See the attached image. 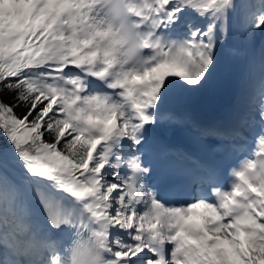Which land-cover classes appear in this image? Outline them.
Segmentation results:
<instances>
[{"label": "snow or ice", "instance_id": "snow-or-ice-1", "mask_svg": "<svg viewBox=\"0 0 264 264\" xmlns=\"http://www.w3.org/2000/svg\"><path fill=\"white\" fill-rule=\"evenodd\" d=\"M0 264H264V0H0Z\"/></svg>", "mask_w": 264, "mask_h": 264}, {"label": "bare ground", "instance_id": "bare-ground-1", "mask_svg": "<svg viewBox=\"0 0 264 264\" xmlns=\"http://www.w3.org/2000/svg\"><path fill=\"white\" fill-rule=\"evenodd\" d=\"M259 54H260V50H259ZM259 57V55H258ZM221 76V75H220ZM223 77V76H222ZM223 90H214L213 93H206V96L205 97H202L201 99H199V101H195L193 100L190 104H192V107L190 108L191 112L193 113V116L194 117H202L205 115V112H204V105H203V102L204 101H207V100H210V99H219V96L221 94ZM216 96V97H214ZM197 102V103H196ZM209 102V101H208ZM212 115L213 113L211 111H208L207 114Z\"/></svg>", "mask_w": 264, "mask_h": 264}, {"label": "rangeland", "instance_id": "rangeland-1", "mask_svg": "<svg viewBox=\"0 0 264 264\" xmlns=\"http://www.w3.org/2000/svg\"><path fill=\"white\" fill-rule=\"evenodd\" d=\"M260 44H261V37L258 35L257 37H256V40H255V42H254V44H253V46H252V51L256 54V56L258 57V55H259V50H260ZM229 71V69L226 67V66H223L222 65V67H221V70H220V74L219 75H221V77L222 76H224V74L226 73V72H228ZM214 92V91H213ZM213 92H211V93H213ZM206 96V94H203V95H201V96H199V97H195V98H193L192 100H191V102L193 101V100H197V101H199V99H201L202 97H205ZM214 97H216V96H214ZM190 102V103H191ZM197 103V102H196ZM188 107L189 108H191L192 107V104H189L188 105ZM180 110H183V109H180Z\"/></svg>", "mask_w": 264, "mask_h": 264}, {"label": "water", "instance_id": "water-1", "mask_svg": "<svg viewBox=\"0 0 264 264\" xmlns=\"http://www.w3.org/2000/svg\"><path fill=\"white\" fill-rule=\"evenodd\" d=\"M227 101H228V94H227L226 91H223V92L221 93V96H220V100H219V102H220L222 105H225V103H227Z\"/></svg>", "mask_w": 264, "mask_h": 264}]
</instances>
